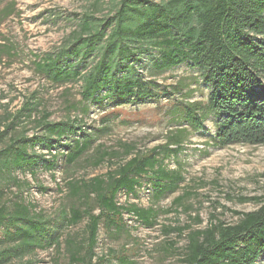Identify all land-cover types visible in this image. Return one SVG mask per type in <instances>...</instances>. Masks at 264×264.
Masks as SVG:
<instances>
[{"label":"rangeland","instance_id":"obj_1","mask_svg":"<svg viewBox=\"0 0 264 264\" xmlns=\"http://www.w3.org/2000/svg\"><path fill=\"white\" fill-rule=\"evenodd\" d=\"M120 1L0 0V151L15 140L20 144L31 141L28 153L36 155L34 171L1 167L0 208L12 211L16 204L24 205L45 229L39 237L42 247L7 257L0 264H69L66 240L79 245L88 242L87 218L76 225L68 223L72 209L86 208L84 190L74 192L77 185L106 177L138 155H149L154 149L162 152L161 147L169 146L180 129H187L183 149L164 162L168 171L182 179L177 190L157 198L155 176L149 174L141 178L142 187L135 194L120 192L119 205L151 208L155 223L149 227L128 212L118 221L119 227L102 222L96 264H186L191 233L219 223L236 224L238 213L260 206L255 199L264 196V145L217 147L215 119L196 132L170 114L177 102L207 101L209 88L190 64L162 71L157 68L162 50L148 51L119 77L140 79L160 96L122 105H115L107 91L98 101L84 100L82 78L56 82L38 69L47 54L72 41L85 20L103 24L111 19ZM96 57L74 66L85 75ZM59 122H77L91 140L74 164L66 161L70 152L65 141L52 151L41 143L32 147L34 138L46 135L45 123ZM78 139L86 136L71 134L66 143ZM90 208L94 214L100 212L94 201ZM21 227L6 222L0 228L1 245L20 250L23 241L16 233Z\"/></svg>","mask_w":264,"mask_h":264},{"label":"trees","instance_id":"obj_2","mask_svg":"<svg viewBox=\"0 0 264 264\" xmlns=\"http://www.w3.org/2000/svg\"><path fill=\"white\" fill-rule=\"evenodd\" d=\"M71 40L58 52L47 54L38 69L56 82L82 78L84 100L98 101L103 91L115 105L139 104L159 97L147 83L119 74L129 70L140 56L160 48L157 68L169 71L188 63L210 91L205 103L177 102L170 114L196 132L205 130V122L215 119L213 142L217 147L264 145V0H121L111 19L103 24L85 20ZM93 55L96 61L83 75L74 64ZM42 127L46 135L34 138L32 147L41 143L52 151L65 141L69 164L90 147L89 136L77 122L45 123ZM77 132L86 139L66 143ZM186 134L187 129L179 130L169 144L172 149L161 147L162 152L154 149L149 155H138L106 177L77 185L74 192L84 190L86 208L72 209L68 223L76 225L87 218L88 242L79 245L73 239L66 240L69 264H96L102 222L119 227L118 221L128 212L145 225H154L153 209L125 208L118 204L117 196L123 191L135 194L142 187L141 178L149 174L155 176L157 198L177 190L182 179L178 173L168 171L164 162L181 152ZM29 142L20 144L15 140L1 150L0 169L27 167L34 171L36 155L28 153ZM255 200L259 208L238 213L236 224L219 223L191 233L185 263L259 264L264 259V196ZM93 201L100 210L98 214L90 208ZM8 221L21 224L16 236L23 242L17 250L4 247L0 241V260L43 246L38 244L45 233L44 225L35 220L28 207L16 204L11 211L2 206L0 228Z\"/></svg>","mask_w":264,"mask_h":264}]
</instances>
